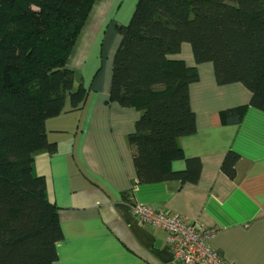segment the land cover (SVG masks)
I'll list each match as a JSON object with an SVG mask.
<instances>
[{
	"label": "trees",
	"instance_id": "trees-1",
	"mask_svg": "<svg viewBox=\"0 0 264 264\" xmlns=\"http://www.w3.org/2000/svg\"><path fill=\"white\" fill-rule=\"evenodd\" d=\"M94 1L0 0V264L57 258V208L31 165L35 153L56 147L45 121L66 98L70 110L86 99L87 87H72L67 59ZM116 31L109 100L140 111L126 136L137 182H197L198 158L180 171L171 163L184 158L179 139L195 132L188 87L198 73L169 56L188 43L196 64L212 63L218 85L250 91L247 105L218 112L221 124H238L247 107L264 112V0H135ZM238 160L228 151L221 163L232 180Z\"/></svg>",
	"mask_w": 264,
	"mask_h": 264
},
{
	"label": "crops",
	"instance_id": "crops-1",
	"mask_svg": "<svg viewBox=\"0 0 264 264\" xmlns=\"http://www.w3.org/2000/svg\"><path fill=\"white\" fill-rule=\"evenodd\" d=\"M116 1L93 2L67 59L72 87H87L86 99L70 110L66 98L63 111L45 121L47 139L56 147L32 160V173L45 180V196L57 208L63 234L53 264H179L166 248V232L133 216L135 203L216 228L211 246L231 264H264V112L247 107L238 124H221L218 112L247 105L250 91L241 83L218 85L212 63L196 64L191 46L182 43L169 58L197 69L198 79L188 87L195 132L179 139L184 158L171 169L183 170L186 159L195 157L199 178L138 183L126 136L140 111L109 100L120 40L116 25L123 23L108 18ZM228 151L239 155L233 180L221 171Z\"/></svg>",
	"mask_w": 264,
	"mask_h": 264
},
{
	"label": "built area",
	"instance_id": "built-area-1",
	"mask_svg": "<svg viewBox=\"0 0 264 264\" xmlns=\"http://www.w3.org/2000/svg\"><path fill=\"white\" fill-rule=\"evenodd\" d=\"M131 213L143 225L166 232V248L179 264H231L212 248L216 228H204L178 215L143 203L131 205Z\"/></svg>",
	"mask_w": 264,
	"mask_h": 264
},
{
	"label": "rangeland",
	"instance_id": "rangeland-1",
	"mask_svg": "<svg viewBox=\"0 0 264 264\" xmlns=\"http://www.w3.org/2000/svg\"><path fill=\"white\" fill-rule=\"evenodd\" d=\"M134 6H135V0H117L115 4L110 7L108 11V18L110 19L112 18L114 20L116 19L118 21L123 20V23L127 24L134 10ZM102 30H104V27ZM95 56L96 54L95 52H93L90 58ZM89 63H91V59L89 60ZM79 78H80V72H77L75 74V83L78 82L77 79Z\"/></svg>",
	"mask_w": 264,
	"mask_h": 264
}]
</instances>
